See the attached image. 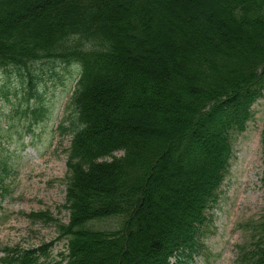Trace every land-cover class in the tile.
Here are the masks:
<instances>
[{
	"label": "trees",
	"instance_id": "trees-1",
	"mask_svg": "<svg viewBox=\"0 0 264 264\" xmlns=\"http://www.w3.org/2000/svg\"><path fill=\"white\" fill-rule=\"evenodd\" d=\"M57 63L79 71L67 106L69 223L29 215L66 241L55 264H192L264 97V0H0V70L17 73L27 103L42 98L36 66ZM42 106L27 117L44 119ZM262 150L264 160V126ZM12 171L0 158V210ZM116 218L115 231L93 227ZM256 229L240 264H264V218ZM49 246L5 249L0 264H52L41 261Z\"/></svg>",
	"mask_w": 264,
	"mask_h": 264
},
{
	"label": "rangeland",
	"instance_id": "rangeland-1",
	"mask_svg": "<svg viewBox=\"0 0 264 264\" xmlns=\"http://www.w3.org/2000/svg\"><path fill=\"white\" fill-rule=\"evenodd\" d=\"M74 66L57 63L52 68L38 64V76L44 73L45 78L37 84L42 98L40 102L32 97L30 103L17 73L0 70V87L11 91L8 101L0 96V158L13 166L7 177L9 193L0 210V257L8 248L29 251L50 245L41 261L55 264L66 252L67 243L59 239L56 223L33 220L29 215L48 212L57 221L69 223L64 205L73 136L69 129L72 111L67 106L79 73ZM39 102L45 118H28L27 110L37 109ZM253 111L247 130L235 140L227 174L217 191V203L207 212L201 228L204 238L192 264H240L241 250L252 249L255 244L256 227L264 218V97ZM119 223L118 218L109 219L93 227L115 231Z\"/></svg>",
	"mask_w": 264,
	"mask_h": 264
}]
</instances>
